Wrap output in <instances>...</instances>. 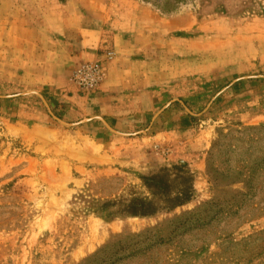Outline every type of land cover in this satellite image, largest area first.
<instances>
[{"label":"rangeland","instance_id":"1","mask_svg":"<svg viewBox=\"0 0 264 264\" xmlns=\"http://www.w3.org/2000/svg\"><path fill=\"white\" fill-rule=\"evenodd\" d=\"M148 1L181 38L175 79L107 123L120 135L68 124L96 113L69 78L60 0H0V94L47 104L0 97V264H264V76L226 86L264 74V0ZM44 3L56 49L37 68L9 21ZM178 114L191 126L156 137Z\"/></svg>","mask_w":264,"mask_h":264},{"label":"crops","instance_id":"2","mask_svg":"<svg viewBox=\"0 0 264 264\" xmlns=\"http://www.w3.org/2000/svg\"><path fill=\"white\" fill-rule=\"evenodd\" d=\"M44 4L41 16L29 10L26 15L15 14L9 21L11 27L19 26L16 43L19 41L21 47L33 50L37 68L46 61L48 50L56 49L49 43L53 32L47 26L49 8ZM59 5L55 30L60 35L59 41L65 43L66 64L75 62V66L89 57L101 63V81L83 98L96 113L90 117L100 116L107 123L113 119L126 121L130 126L136 114L151 111L169 81L175 79L172 73L176 63L171 56L176 54L181 38L171 35L176 28L174 18H165L148 0H60ZM37 11L41 12L39 8ZM108 51L113 52L111 58H106ZM25 102L12 101L11 107L17 105L20 113L27 107ZM162 116L171 121L172 131L161 128L156 137L166 138L173 131H185L191 126L189 116L178 114L172 119Z\"/></svg>","mask_w":264,"mask_h":264},{"label":"built area","instance_id":"3","mask_svg":"<svg viewBox=\"0 0 264 264\" xmlns=\"http://www.w3.org/2000/svg\"><path fill=\"white\" fill-rule=\"evenodd\" d=\"M113 52H106V58H111ZM71 83L80 90L94 89L103 77V71L99 59H86L77 63L70 70Z\"/></svg>","mask_w":264,"mask_h":264},{"label":"water","instance_id":"4","mask_svg":"<svg viewBox=\"0 0 264 264\" xmlns=\"http://www.w3.org/2000/svg\"><path fill=\"white\" fill-rule=\"evenodd\" d=\"M261 76H264V74H252V75L239 76V77H236V78L232 79V80H231L226 86H229V85H231L232 83H234L235 81H237V80H239V79H242V78H246V77H261ZM222 89H223V88H222ZM29 92L38 95V96L41 98V100H42V102L44 103V105L47 107V104H46L45 100L43 99V97L41 96V94L38 93L37 91H34V90L23 91V92H18V93H14V94H4V95H3V94H0V97H11V96H15V95H24V94H27V93H29ZM217 93H218V92H217ZM174 99L178 100V101L183 105L184 109H185L188 113L194 115V113H192V112H191V111H190V110L184 105L183 101H181V100H179V99H177V98H174ZM174 99H173V100H174ZM168 103H169V102H167L166 104L162 105V106L160 107V109H159L158 111H156V112L153 114L152 119H154V117H156V115H157L160 111H162V110L166 107V105H167ZM49 113L52 115V117H54L55 119H57L59 122H62V123L67 124L66 122H64V121L60 120L59 118H57L56 116H54V115L52 114V112L49 111ZM93 117L99 119V120L103 123V125H104L109 131H111V132H113V133H117V134H120V135H130V134H133V133H125V132L117 131L116 129L110 127V126L107 124V122H106L102 117H100V116H93ZM93 117H83V118H81L80 120H78L77 122H74V123H68V124H69V125H76V124H78V123L87 122V121L91 120Z\"/></svg>","mask_w":264,"mask_h":264},{"label":"trees","instance_id":"5","mask_svg":"<svg viewBox=\"0 0 264 264\" xmlns=\"http://www.w3.org/2000/svg\"><path fill=\"white\" fill-rule=\"evenodd\" d=\"M190 117V119H192V118H194L193 116H189ZM141 213H144V212H146V211H140Z\"/></svg>","mask_w":264,"mask_h":264}]
</instances>
